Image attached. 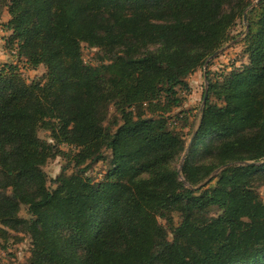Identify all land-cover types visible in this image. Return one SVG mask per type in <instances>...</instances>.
<instances>
[{"label": "trees", "instance_id": "16d2710c", "mask_svg": "<svg viewBox=\"0 0 264 264\" xmlns=\"http://www.w3.org/2000/svg\"><path fill=\"white\" fill-rule=\"evenodd\" d=\"M0 1L6 50L46 69L28 82L18 64H0V225L31 235L32 264H264V0L246 18L249 64L216 80L207 71L182 177L174 124L187 78L234 39L252 2ZM83 43L118 51L92 67ZM63 144L76 170L49 187L43 167ZM101 161L110 167L95 181L87 172Z\"/></svg>", "mask_w": 264, "mask_h": 264}, {"label": "rangeland", "instance_id": "374dc122", "mask_svg": "<svg viewBox=\"0 0 264 264\" xmlns=\"http://www.w3.org/2000/svg\"><path fill=\"white\" fill-rule=\"evenodd\" d=\"M249 1L252 3L247 8L244 16H248V12L251 9L255 8L261 0ZM9 20L10 15L7 13V9L3 6V3L0 1V64H18L21 73L24 75L28 82H31L35 77H40L44 75L46 73V69L43 66H41L37 70L25 69L23 65V59L18 56V53H10L8 50H6V41L10 37L11 32L3 31V26ZM246 24L247 19L244 21H242V19H238L235 27L231 31L232 37L234 39L223 45L218 50L220 51V54L214 59L210 60L207 66L206 62L202 67L197 70V72L187 78L189 91L187 93H182V96L185 100L182 107L183 113L181 117H179L181 120H178V122L174 124V128L177 131L183 130V134L186 140V147L184 153L181 157L176 159V161L172 165L177 170L180 169V165L182 163L184 164V161L189 153L188 152L185 157L186 150L199 124L201 111L204 107L203 95L205 94L209 85V81L206 78L207 71L211 72V78L213 80H216L220 76H224L232 72L233 70L241 69L247 64H249V57L245 53V45L243 43V40L247 33ZM158 47L159 46H152L146 47L145 49H149L151 51L155 50ZM117 51L118 48H113L111 45L96 47L87 43H83L82 59L86 65L98 67L101 64L109 63L112 56ZM209 59L210 57L208 58V60ZM178 112L179 111H177L176 113ZM182 118H187L186 123H188L189 126L186 129L182 128V125H184L185 123ZM38 135L42 140H45L50 144H55L52 140L50 131L46 129H40ZM57 148L58 149L56 150H59V152L57 153L55 151L56 153L54 154V156L48 159L45 166L43 167V170L46 173L48 179L49 187L53 186V181L57 179L61 174H63V172H65L66 174H71L73 171L76 170L75 163L71 161L73 160L72 155H69V153L75 151V149L65 144L58 146ZM64 154H67L68 156H65ZM263 163L264 162H259L255 165H261ZM109 165V161H101L99 163H96L87 172V175L92 177L95 181L103 180L108 168L110 167ZM223 168L224 167L216 170L208 180L203 182L197 188L208 183V181ZM257 188L260 196L264 199V184L258 185ZM216 213H218V210H212V214ZM19 216L23 219L31 218V215L28 212V208L25 205H21ZM160 223L166 225V222L164 220H160ZM173 223L175 227L179 226L181 223V214L177 211L173 213ZM166 227L168 226L166 225ZM0 228L2 229V231L0 232V264H32L34 244L31 235L25 233L24 231L16 232L10 229H5L1 225ZM168 239L170 241H172L173 239L171 231L168 232Z\"/></svg>", "mask_w": 264, "mask_h": 264}, {"label": "water", "instance_id": "95a60500", "mask_svg": "<svg viewBox=\"0 0 264 264\" xmlns=\"http://www.w3.org/2000/svg\"><path fill=\"white\" fill-rule=\"evenodd\" d=\"M246 18H247V16L245 15V16H244V20H246ZM219 54H220V51H217L214 55H212V56L210 57V59L207 61L206 66L209 64V61H210V60L214 59V58H215L216 56H218ZM207 99H208V90H206L205 95H204V100H203V104H204V105H206ZM196 133H197V131L194 132V134H193V136H192V138H191L190 144H189V146H188V148H187V150H186V153H185V157H186L187 153L189 152L190 146L192 145V143H193V141H194V139H195ZM254 164H255V163H247V165H254ZM229 166H230V165H226L225 167H229ZM225 167H224V168H225ZM182 168H183V163L180 165V169L178 170V173H179L180 177H182ZM182 181H183L184 184L187 185V182H186L184 179H182ZM192 189H195V188H192Z\"/></svg>", "mask_w": 264, "mask_h": 264}]
</instances>
